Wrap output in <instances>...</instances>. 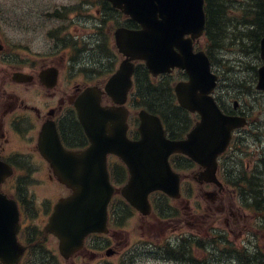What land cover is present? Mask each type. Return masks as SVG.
Instances as JSON below:
<instances>
[{
    "label": "flooded vegetation",
    "instance_id": "1",
    "mask_svg": "<svg viewBox=\"0 0 264 264\" xmlns=\"http://www.w3.org/2000/svg\"><path fill=\"white\" fill-rule=\"evenodd\" d=\"M73 1L45 0L29 7L23 16L26 43L7 37L0 12V163L12 169L0 188L16 200L19 208L18 238L25 247L19 264H112L109 259L113 255H105L107 248H112L116 257L121 254L114 249V232L109 231L89 234L81 250L63 258L58 253L57 237L44 231L54 204L71 190L58 181L39 150L43 125L53 121L67 149L88 145L74 102L88 86L103 89L123 59L115 46V28L140 27L109 0ZM9 24L13 28L21 22ZM143 78L144 73L135 70L133 92H140ZM101 103H112L105 91ZM179 157L184 163L185 159ZM108 158L118 162L113 155ZM218 162L222 186L214 188L212 194L217 202L215 209L226 224L231 221L235 225L234 232L251 231V221L262 214L254 197L255 189L264 197V156L259 158V167L250 165L252 160H248L246 151L232 142ZM185 166L192 169V163ZM252 172H259L261 180H245ZM122 260L129 263L128 251L122 253Z\"/></svg>",
    "mask_w": 264,
    "mask_h": 264
},
{
    "label": "water",
    "instance_id": "2",
    "mask_svg": "<svg viewBox=\"0 0 264 264\" xmlns=\"http://www.w3.org/2000/svg\"><path fill=\"white\" fill-rule=\"evenodd\" d=\"M111 1L143 25L141 30L115 31L116 44L127 58L110 77L105 90L118 106H101V94L96 87H88L78 96L75 107L90 142L84 150L63 149L53 128L46 127L41 133L42 144L49 137L57 147L47 145L43 154L58 179L72 189L70 196L55 205L45 227L59 238L64 255L81 246L87 233L106 230V206L114 190L107 171V154H116L127 165L130 177L120 189L121 194L147 214L151 191L161 190L179 197V176L167 160L171 153L181 152L203 167L196 177L199 182H215L216 157L226 147L231 129L244 124L243 118L219 111L208 95L216 79L208 58L202 51H192V39L204 28L203 0ZM185 34L190 36L183 38ZM260 54L263 64L258 70L256 87L264 90V36L260 40ZM134 59L144 60L153 75L174 66L187 72L189 80L175 87L177 99L182 106L197 111L200 121L185 139H166L159 118L145 111L139 113L141 137H126L127 111L122 104L131 87ZM47 151L51 153L47 155ZM10 172L8 166L0 165V182ZM18 226L15 201L0 192V260L5 264H15L23 251L16 241Z\"/></svg>",
    "mask_w": 264,
    "mask_h": 264
},
{
    "label": "rangeland",
    "instance_id": "3",
    "mask_svg": "<svg viewBox=\"0 0 264 264\" xmlns=\"http://www.w3.org/2000/svg\"><path fill=\"white\" fill-rule=\"evenodd\" d=\"M40 1L43 3L45 0H0V9L6 14H2L4 17V22L2 25L5 26L4 30L7 37L12 41H21L26 43L28 40V34L26 29V18L25 16L29 7H33L37 5V2ZM54 1V0H50ZM58 1V0H56ZM63 2L67 3H74L73 0H62ZM247 0H233L234 7H230L227 11L226 19L227 22L230 24L231 22H236V26L238 30H235L233 27L234 25L231 24L228 35L229 38L227 40V51L222 50L219 54L222 58L230 59V64L233 66L231 71V78L226 80V87L223 90L224 98H228L229 100L225 102L227 107H231L233 104V100H237L239 103L240 111H244L248 114V112H252V119H255L254 114H258L259 125L255 126L257 129V133L260 134L258 140V147H254L252 144V138L248 137L246 139L245 144H250L249 146L245 147L246 151L256 154L257 151H263L264 153V92L255 91L254 85L250 92H246L244 89H240L238 85L241 83H247L248 81L254 78V71L252 69L253 65L260 64L255 53L248 50L251 48L252 39L247 38L246 32L242 29L243 26H239L238 22L241 19L240 13L242 12L241 9H244L246 6ZM51 5H55L54 2ZM237 8V9H236ZM232 10V11H231ZM256 18V16H253ZM16 21H20L21 25H15L13 28L12 24ZM7 22V23H6ZM246 35V36H245ZM243 41V43H241ZM46 43H50L46 41ZM206 43L205 38L202 39V45ZM37 49V46H35ZM22 51H25L22 49ZM217 68V66H216ZM219 68H223L219 66ZM143 94V93H142ZM262 131V132H260ZM256 146V144H255ZM190 179L191 172L187 173ZM210 201L203 195L202 190H200L199 186L193 185L191 188V201L190 209L185 210V213L182 212V206L184 205V201L178 202L174 204V208L170 211L177 212L178 210L180 213L177 216H172L173 221L167 220L166 214L169 213L168 207L166 204H161L162 207V220L157 219L152 213L149 217L142 216L138 213H134L131 217L126 220L124 224L123 230H118V234L112 237L113 244L126 243V245L130 246L131 251L135 252V264H189L187 261H179L180 256L176 258V260H172V258L167 257L163 248L155 249V252L149 251V249L144 248V245H147L149 242H161L162 244L165 242L166 239H169L172 236H178V234H189L188 231L191 229L193 233H199L197 228L202 230L201 234H204L205 226H207L208 220L210 216H208L209 212L213 215L219 216V210L216 208L217 203L216 201L209 203ZM208 206H211L209 212L206 211ZM218 210V211H217ZM188 212L189 214H186ZM221 216L223 217L222 213ZM181 223L179 227L175 221ZM223 226L224 228L234 227L232 223L229 225L220 218V220L216 223V226ZM178 227L176 230L175 228ZM191 227V228H190ZM184 231V232H179ZM177 232V233H176ZM247 232V231H246ZM245 230L240 233L231 232L228 234V241L226 244L221 245L219 247H214L211 250V245L207 246V250L205 249H193L190 253L193 257L197 258L198 260H207L210 262L209 264H239L238 262L232 261L230 256L224 255L223 252H220L222 248H232L235 247L236 249L240 250L242 248V244L246 243V239L248 234H246ZM200 234V233H199ZM205 235V234H204ZM254 243L251 246H248V252H253L256 249V243L260 246L262 250H264V236H257L256 239L253 241ZM147 247V246H145ZM154 248V247H149ZM122 249V246H119V250ZM117 255V254H116ZM113 255L111 260L116 261L117 257ZM195 264V263H194ZM241 264V262H240Z\"/></svg>",
    "mask_w": 264,
    "mask_h": 264
},
{
    "label": "trees",
    "instance_id": "4",
    "mask_svg": "<svg viewBox=\"0 0 264 264\" xmlns=\"http://www.w3.org/2000/svg\"><path fill=\"white\" fill-rule=\"evenodd\" d=\"M232 1L233 0H207L205 32L210 41L209 51H213V53L217 49L227 46L226 43L229 38L228 31L230 25L233 24V28H236V22H231L229 24L226 19L227 11ZM243 12L245 15L243 19L248 17L247 22L249 27L242 32H246L247 38L252 39L253 42V38L256 37V32L264 31V0H247ZM253 16H256V18ZM240 23H242V21H240L239 24ZM252 26L255 27L251 28ZM241 43H243V41H241ZM144 73V86L140 84L143 89V94L138 104L146 107L150 111L156 109L163 112L164 115L162 116L165 120L174 127H177L183 119L178 113V107H175V109L171 108L169 96L165 93V86L171 84L170 79L165 78L160 85L155 86L152 85L154 84V79L150 78L146 70ZM70 134L72 136L73 133L71 132ZM112 175L116 183H121L125 178V171L119 166L112 170ZM119 223H121V221H119Z\"/></svg>",
    "mask_w": 264,
    "mask_h": 264
}]
</instances>
